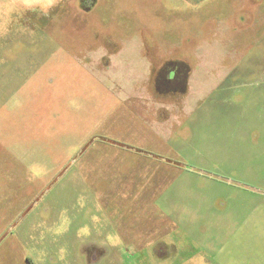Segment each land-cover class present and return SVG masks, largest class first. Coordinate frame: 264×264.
Wrapping results in <instances>:
<instances>
[{
    "label": "rangeland",
    "instance_id": "obj_1",
    "mask_svg": "<svg viewBox=\"0 0 264 264\" xmlns=\"http://www.w3.org/2000/svg\"><path fill=\"white\" fill-rule=\"evenodd\" d=\"M89 1L0 0V264H264V0Z\"/></svg>",
    "mask_w": 264,
    "mask_h": 264
},
{
    "label": "flooded vegetation",
    "instance_id": "obj_2",
    "mask_svg": "<svg viewBox=\"0 0 264 264\" xmlns=\"http://www.w3.org/2000/svg\"><path fill=\"white\" fill-rule=\"evenodd\" d=\"M81 5L82 3H85L86 0H80ZM88 2V0H87ZM92 2V0L89 1V3ZM86 7V6H84ZM156 68V71L153 73V82L152 85L155 90V81H157L158 77L156 78L157 74L159 72L165 73L164 80L168 81V83L172 82H180L181 83V90L180 91H174L172 93H169V95H174L176 93H185L186 88V82L188 79V76L190 74V66L188 67V63L183 60H175V59H165L163 62L160 63V66L158 64ZM155 80V81H154ZM156 92V91H155ZM162 95V94H158ZM168 95V94H167ZM170 95V96H171Z\"/></svg>",
    "mask_w": 264,
    "mask_h": 264
},
{
    "label": "crops",
    "instance_id": "obj_3",
    "mask_svg": "<svg viewBox=\"0 0 264 264\" xmlns=\"http://www.w3.org/2000/svg\"><path fill=\"white\" fill-rule=\"evenodd\" d=\"M7 1L20 4L19 6L27 14L28 12H32L36 10L37 11L40 10V12H45L46 10L52 8H58L59 4L69 3V1L71 0H7ZM39 7L41 9H39Z\"/></svg>",
    "mask_w": 264,
    "mask_h": 264
},
{
    "label": "trees",
    "instance_id": "obj_4",
    "mask_svg": "<svg viewBox=\"0 0 264 264\" xmlns=\"http://www.w3.org/2000/svg\"><path fill=\"white\" fill-rule=\"evenodd\" d=\"M88 9V8H87Z\"/></svg>",
    "mask_w": 264,
    "mask_h": 264
}]
</instances>
